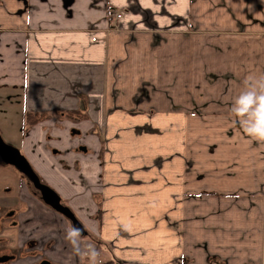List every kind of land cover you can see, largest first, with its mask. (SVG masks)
I'll list each match as a JSON object with an SVG mask.
<instances>
[{"label":"crops","instance_id":"crops-1","mask_svg":"<svg viewBox=\"0 0 264 264\" xmlns=\"http://www.w3.org/2000/svg\"><path fill=\"white\" fill-rule=\"evenodd\" d=\"M248 93L264 96V0H0V100L35 121L24 156L107 263L264 264ZM68 152H87L79 172Z\"/></svg>","mask_w":264,"mask_h":264},{"label":"flooded vegetation","instance_id":"flooded-vegetation-1","mask_svg":"<svg viewBox=\"0 0 264 264\" xmlns=\"http://www.w3.org/2000/svg\"><path fill=\"white\" fill-rule=\"evenodd\" d=\"M0 105H5L3 100ZM10 127L9 120L0 124V148L11 146L24 155L21 145L25 139V126L16 130L15 134L22 140L18 146L10 145L5 137L4 129L10 130ZM30 164L40 184L58 196L60 206L71 216L48 204L26 173L0 156V264H75L76 243L67 238L68 233L79 230L77 238H85L82 247L90 248L89 242H92L86 243V239L90 240L89 226L86 224L85 227V222L68 200ZM93 238L96 244L95 236ZM74 239L76 241V237Z\"/></svg>","mask_w":264,"mask_h":264},{"label":"rangeland","instance_id":"rangeland-1","mask_svg":"<svg viewBox=\"0 0 264 264\" xmlns=\"http://www.w3.org/2000/svg\"><path fill=\"white\" fill-rule=\"evenodd\" d=\"M122 18H123V14L118 15V19H122ZM0 101L2 102V100H0ZM6 107L7 106H5V105L4 106L0 105V124L4 123V121H6V120H9V124L11 125L10 130L5 128L4 129L5 132L4 131L3 132L5 133V137L9 141L10 145L12 144V145L18 146V144H20V141H22V140L15 133H16L17 129L22 128V126H25L26 122L22 118L23 113L21 111L16 110V109H13V110L8 109L7 110ZM38 120H40V119H38ZM25 128H26V134H27L34 127L29 124V126H25ZM77 135H79L78 136L79 140L76 141V147L71 149L73 152L75 150L85 148L84 146H86L85 142L83 140H81V133L79 132V133H77ZM82 137H83V135H82ZM65 154H66V156L64 157V160H61V165L63 166L65 171L72 172L75 170V171L79 172L81 170V165L82 164L84 165V161L87 158V152L85 153L84 156L81 155V157L76 156L74 158H70L68 156L69 152L65 153ZM77 175H80V174H77ZM85 184H87V183H85ZM81 192H83V189ZM68 202L70 203V201H68ZM84 225L86 227V224H84ZM89 236H90V240L86 239V241H87L86 243H88L89 241L94 243L95 239L93 238V236H95V234L93 232L89 231ZM84 239L85 238L82 239V238L76 237L75 264H88V263L105 264V263H107L108 260L106 259L104 254H101L99 248L96 250L99 252H97V255H95L94 258L92 255L89 254L90 255V259H89V255H86L87 249L86 248L84 249L82 247V245L84 243L83 242ZM92 243L89 242L90 249L93 247ZM77 245H80V246H78V248H77ZM98 247H99V244H98ZM91 250L95 251V248L93 247Z\"/></svg>","mask_w":264,"mask_h":264},{"label":"water","instance_id":"water-1","mask_svg":"<svg viewBox=\"0 0 264 264\" xmlns=\"http://www.w3.org/2000/svg\"><path fill=\"white\" fill-rule=\"evenodd\" d=\"M0 156L6 163L17 167L21 172L26 173V175L33 181L35 186L42 191L43 198L48 204L52 205L60 212L71 216L66 209L60 206L58 196L50 188L40 184L38 177L33 172L29 160L24 155H22L19 150L11 146L3 145V147L0 148Z\"/></svg>","mask_w":264,"mask_h":264},{"label":"clouds","instance_id":"clouds-1","mask_svg":"<svg viewBox=\"0 0 264 264\" xmlns=\"http://www.w3.org/2000/svg\"><path fill=\"white\" fill-rule=\"evenodd\" d=\"M239 104L242 106L237 109V112L247 111L250 106L257 104L255 122L252 123L247 129V133L256 139L264 140V96L256 97L252 93H248L241 97ZM79 235V230L73 229L68 233L67 238L75 244V237ZM95 253L93 252V258Z\"/></svg>","mask_w":264,"mask_h":264},{"label":"trees","instance_id":"trees-1","mask_svg":"<svg viewBox=\"0 0 264 264\" xmlns=\"http://www.w3.org/2000/svg\"><path fill=\"white\" fill-rule=\"evenodd\" d=\"M74 116H81V115H80V113H79V114L72 115V116H68V117L71 118V117H74ZM82 117H85V116H82ZM31 118H33V115L28 114L27 119L30 121ZM34 122H35V121H34ZM34 122H31V121H30V124L33 125ZM25 131H26V128H25Z\"/></svg>","mask_w":264,"mask_h":264},{"label":"built area","instance_id":"built-area-1","mask_svg":"<svg viewBox=\"0 0 264 264\" xmlns=\"http://www.w3.org/2000/svg\"><path fill=\"white\" fill-rule=\"evenodd\" d=\"M93 41H96V39H93Z\"/></svg>","mask_w":264,"mask_h":264}]
</instances>
